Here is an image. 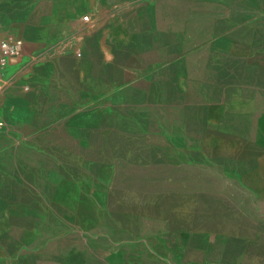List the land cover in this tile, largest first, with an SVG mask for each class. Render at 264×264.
<instances>
[{
  "label": "rangeland",
  "instance_id": "rangeland-1",
  "mask_svg": "<svg viewBox=\"0 0 264 264\" xmlns=\"http://www.w3.org/2000/svg\"><path fill=\"white\" fill-rule=\"evenodd\" d=\"M229 2L240 10H217ZM105 3L0 0V35L22 45L1 77L0 264H264V123L257 138L244 139L253 125L245 114L240 138L227 123L204 132L172 115L73 119L68 99L57 109L67 122L44 124V97H67L44 91L31 76L49 75L48 66L40 68L48 52L85 65L95 49L89 44L103 40L104 27L94 22L119 13ZM254 12L264 15V0H209L206 12L225 19L221 29L241 21L234 30L242 72L249 36L264 44V26L245 22ZM235 60L210 59L209 72ZM223 78L209 74L210 84ZM78 94L89 101L88 90ZM103 99L96 100L101 111ZM250 101L243 90L242 108Z\"/></svg>",
  "mask_w": 264,
  "mask_h": 264
},
{
  "label": "crops",
  "instance_id": "crops-1",
  "mask_svg": "<svg viewBox=\"0 0 264 264\" xmlns=\"http://www.w3.org/2000/svg\"><path fill=\"white\" fill-rule=\"evenodd\" d=\"M105 5L119 13L94 22L95 27H104L103 40L89 44L95 49L87 54L85 65L71 66L70 53L48 52L44 54L48 62L40 68L48 66L49 75L31 76L33 82L43 85L44 91L62 92L67 97L64 102L49 93V97H44V116L47 117L44 124L67 122L61 119L57 109L67 106L66 101L70 99L76 106L70 114L73 119L77 115L97 118L111 114L125 116L126 121L132 117L144 122L151 116L158 117V121L162 115H172L179 116L182 123L200 125L204 132L215 124L227 123L229 135L240 138L241 115L245 114L250 115L253 125L249 126L244 139H254L261 134L264 44L258 46L256 36H249V64L242 72L241 39L234 30L241 21L229 22L231 30L219 28L225 19L206 14L209 0H106ZM229 5H236L240 10V4L230 2L220 3L216 9L220 12L224 10L221 7ZM262 16L257 19L254 12L245 22L255 28L264 26ZM77 24L62 23L58 27L70 30L78 27ZM225 56L236 58V66L234 61L227 66L219 62L209 72V60ZM14 61L0 70L1 77ZM209 74H222L224 78L210 84ZM81 90H88L89 101H83L81 93L78 94ZM243 90L249 92L252 101L243 103L242 108ZM99 98H104L103 102L109 99L108 103L104 102L105 110H98L102 106L96 101ZM130 99L136 100L137 107L133 111ZM228 100L231 102L226 103ZM175 107L177 110L169 111Z\"/></svg>",
  "mask_w": 264,
  "mask_h": 264
},
{
  "label": "built area",
  "instance_id": "built-area-1",
  "mask_svg": "<svg viewBox=\"0 0 264 264\" xmlns=\"http://www.w3.org/2000/svg\"><path fill=\"white\" fill-rule=\"evenodd\" d=\"M87 19V16L83 17ZM22 51L21 41L18 39H11L0 35V70L9 62L17 58ZM0 76V88H1Z\"/></svg>",
  "mask_w": 264,
  "mask_h": 264
}]
</instances>
